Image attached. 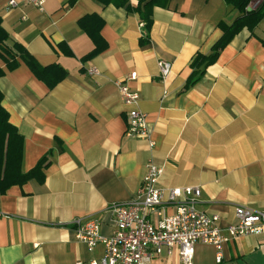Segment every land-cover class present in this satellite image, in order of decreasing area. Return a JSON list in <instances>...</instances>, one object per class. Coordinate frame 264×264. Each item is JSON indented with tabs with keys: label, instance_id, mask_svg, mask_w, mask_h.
Instances as JSON below:
<instances>
[{
	"label": "crops",
	"instance_id": "0c3cea01",
	"mask_svg": "<svg viewBox=\"0 0 264 264\" xmlns=\"http://www.w3.org/2000/svg\"><path fill=\"white\" fill-rule=\"evenodd\" d=\"M0 0L8 45L17 43L39 66L57 64L66 77L53 89L17 59L8 71L0 59L1 106L22 137L21 171L44 158L43 178L0 195V264H75L103 256L74 237L77 219L93 218L112 231L109 206L130 201L146 163L162 167L157 188L195 187L197 209L235 223L236 207L264 212V20L243 29L194 85H185L196 54L207 55L238 13L223 0H168L152 10L149 41L137 13L95 0H44L43 10ZM136 0H129L135 6ZM259 1L250 3L255 9ZM96 15L106 47L99 54L78 22ZM159 62L170 65L162 77ZM96 69L98 75L89 70ZM135 79L125 81L128 74ZM138 94L147 142L126 137L125 108L117 83ZM173 209H168L171 214ZM215 249L196 244L192 264H264V234L247 235ZM152 264H181L176 247Z\"/></svg>",
	"mask_w": 264,
	"mask_h": 264
},
{
	"label": "built area",
	"instance_id": "2783aa9c",
	"mask_svg": "<svg viewBox=\"0 0 264 264\" xmlns=\"http://www.w3.org/2000/svg\"><path fill=\"white\" fill-rule=\"evenodd\" d=\"M39 11L43 10L44 0H21ZM15 0H9L7 6L17 7ZM161 76L169 74L170 65L165 62L158 64ZM98 75L96 69L88 71ZM135 79L131 73L125 81ZM124 82L117 83V89L126 114V137H136L153 143L148 139L145 115L136 108L139 100L136 92L130 91ZM146 172L134 197L124 203L109 206L112 216V231L108 236L100 233L97 219H77L74 237L83 244L88 252L102 245L104 252L100 259L89 261L77 260L75 264H152L163 248L168 252L176 247L181 264H192L194 246L209 245L215 249V261L222 259L223 245L247 235L264 234V212L245 207H236L235 223L221 229L216 222V215H208L197 209L200 197L199 188L185 187L161 190L157 188L162 167L146 163ZM173 209L171 214L168 209Z\"/></svg>",
	"mask_w": 264,
	"mask_h": 264
},
{
	"label": "trees",
	"instance_id": "16d2710c",
	"mask_svg": "<svg viewBox=\"0 0 264 264\" xmlns=\"http://www.w3.org/2000/svg\"><path fill=\"white\" fill-rule=\"evenodd\" d=\"M76 0H69L71 6ZM104 6L113 5L117 8H125L128 12L137 13L142 23L143 36L139 40L140 45L149 41L150 28L152 26V10L157 6H165L168 0H136L135 6L129 4V0H95ZM232 10L238 13L235 20L227 25L223 22L218 27L222 36L215 43L207 55L196 54L190 63L192 70L186 88L194 85L204 75L207 67L214 64L220 52L226 47L231 39L243 29L250 32L264 20V0H258L255 9H250L251 2L256 0H223ZM80 29L90 38L94 49L88 55L92 57L99 54L106 47L101 38L100 29L103 21L96 15H90L79 20ZM8 34L2 28L0 18V59L8 71L18 66L17 59L26 65L31 73L49 90L53 89L66 77V71L57 64L46 67L39 66L34 58L19 44L8 45ZM264 46V40H260ZM4 72L0 69V77ZM2 94L0 93V195L4 194L12 186H20L32 178L42 179V170L45 167V159L42 158L37 165L27 173L21 171L22 160V137L17 133L14 126L8 121V114L1 106Z\"/></svg>",
	"mask_w": 264,
	"mask_h": 264
}]
</instances>
